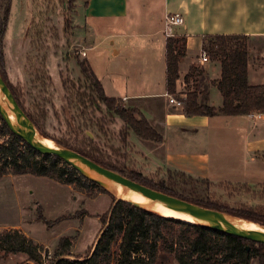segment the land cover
Masks as SVG:
<instances>
[{
	"label": "rangeland",
	"instance_id": "1",
	"mask_svg": "<svg viewBox=\"0 0 264 264\" xmlns=\"http://www.w3.org/2000/svg\"><path fill=\"white\" fill-rule=\"evenodd\" d=\"M5 3L0 0V17ZM151 25L150 29H154L155 23ZM137 28L87 22L83 0H12L5 36L7 69L25 110L38 119L40 132L55 143L61 140L77 144L90 138L116 165L149 180H166L186 196L209 199L231 209L246 206L264 210V151L256 157L248 152L242 139L233 138L232 130L216 128L222 119L212 118L210 127L196 132H182L175 138L176 149L168 151L132 130L127 132L115 111L90 96L91 82L82 74L81 61L90 70L93 66L98 78H104L109 95L133 93L135 76L146 73V63L154 73H160L159 66L147 62L141 50L149 43L148 31ZM85 48L86 56L82 54ZM118 48L121 54L114 55ZM145 51L151 52L148 48ZM215 63L219 65L218 61ZM197 69L198 75L209 77L201 66ZM186 75L180 76L182 81ZM195 81L187 87L178 86L175 97L194 90L200 85ZM162 84L143 83L137 89L158 91ZM120 99L126 107L138 104L147 117L152 105L167 101L163 97L135 98L128 103ZM3 139L0 126V141ZM198 160L205 176L168 168L176 164L192 168ZM115 200L112 193H100L93 185L78 190L45 176L4 175L0 177V233L4 229H20L43 245L42 261L48 264L54 261L60 238L68 236L72 243L69 257L84 258L100 235L99 216ZM39 205L48 220H60L52 226L38 220ZM0 264L42 262L29 260L25 253L0 249ZM253 264L258 262L254 260Z\"/></svg>",
	"mask_w": 264,
	"mask_h": 264
},
{
	"label": "trees",
	"instance_id": "2",
	"mask_svg": "<svg viewBox=\"0 0 264 264\" xmlns=\"http://www.w3.org/2000/svg\"><path fill=\"white\" fill-rule=\"evenodd\" d=\"M12 0H6L5 10L0 17V73L10 87L20 106L40 128L38 119L25 110L16 87L11 82L5 54V36L8 29ZM249 37L243 34L210 35L204 42L212 61H218L221 77L215 84L222 95V104L217 107L201 95L198 90L188 89L184 101V113L188 116L244 115L264 113V84L252 85L249 82ZM167 91L177 95V80L180 78V60L185 55L186 39L179 36L167 37ZM82 74L90 79L92 98L97 97L108 109L115 111L124 121L127 132L155 142L163 141L162 135L152 126L147 117L135 107H126L121 99L109 96L101 80L81 61ZM89 70V71H88ZM197 67L185 77L186 83L197 74ZM196 73V74H195ZM200 75V74H199ZM203 76V75H201ZM95 94V95H93ZM4 139L0 141V177L4 175L32 174L45 176L65 185L84 190L89 185L99 188L100 193L111 195L106 189L80 174L75 168L55 155L43 154L32 148L13 133L0 114ZM90 142V143H88ZM59 144L71 148L97 163L117 171L128 178L153 189L182 198L198 205L220 210L264 225V210L246 206L231 209L229 206L186 196L166 180L153 181L142 177L104 156L93 141L88 138L73 144L59 140ZM184 174V173H182ZM247 186V185H246ZM100 217L101 230L97 243L82 258L72 255L71 238H60L52 264H264V243L227 234L211 228L165 217L137 207L127 201H119ZM38 220L52 226L39 205ZM43 245L18 228L4 229L0 233V249L6 252L25 253L29 260L42 262Z\"/></svg>",
	"mask_w": 264,
	"mask_h": 264
},
{
	"label": "crops",
	"instance_id": "3",
	"mask_svg": "<svg viewBox=\"0 0 264 264\" xmlns=\"http://www.w3.org/2000/svg\"><path fill=\"white\" fill-rule=\"evenodd\" d=\"M83 10L87 22L127 29L136 26L144 32L148 31L149 43L141 50L147 56V62L159 66L160 73H154L151 65L146 63L148 65L144 68L146 73L135 76L136 82L131 87L133 93H125L124 96L109 95L104 78L99 79L109 96L123 98L127 103L135 98H167V101H162L160 105L150 107L149 117L145 115L163 137V141L157 142L160 147H165L168 151L175 150L177 146L175 138L180 137L182 132H196L199 128L210 127L212 118H220L223 121H218L216 128L232 130L233 138L242 139L248 152L254 153L256 157H259L258 153L264 151V113L188 116L184 113L183 107H176L170 102L166 82L167 36L164 31L166 14L180 12L184 15V24L174 29L176 36L186 39L185 55L180 60V76L188 74L195 66H201L205 75L207 77L209 75V79L206 76L204 78L195 75L186 83L185 79L182 81L180 77L177 80V88L184 85L187 87L191 81L196 80L195 82L200 85L194 89L206 96L211 104L219 107L222 104V95L215 82L221 77V67L212 60L201 63L200 56L205 39L210 35H247L249 82L252 85L264 84V0H83ZM152 23H155L154 29H150ZM90 26L96 29L94 25ZM147 48L151 50L150 53L145 51ZM113 54L120 55L121 49H115ZM91 70L96 75L93 66ZM156 82H163L161 90L137 89L143 86V83ZM137 105L129 106L140 109ZM202 167L204 166L198 160L192 164V168L178 164L168 168L188 174L194 173L201 177L207 174Z\"/></svg>",
	"mask_w": 264,
	"mask_h": 264
},
{
	"label": "water",
	"instance_id": "4",
	"mask_svg": "<svg viewBox=\"0 0 264 264\" xmlns=\"http://www.w3.org/2000/svg\"><path fill=\"white\" fill-rule=\"evenodd\" d=\"M12 113V115L9 114ZM0 114L7 123L10 130L28 143L35 150L48 155H55L75 168L80 174L94 181L112 193L116 200L127 201L137 207L151 211L153 213L165 216L153 209L145 207L139 202L132 201L123 197L119 192L127 193L129 190L135 191L143 196L153 200L155 203L189 215L194 221H188L181 218H174L191 224L211 228L227 234L236 235L257 243H264V225L239 216L228 214L220 210L207 208L196 203L184 200L182 198L167 194L165 192L153 189L138 181L132 180L121 173L104 167L87 156L65 147L59 143L54 146L44 144L40 138H48L43 135L24 109L20 106L10 87L0 73ZM50 139V138H49ZM236 220H243L249 223H255L258 227H242ZM97 243V242H96Z\"/></svg>",
	"mask_w": 264,
	"mask_h": 264
},
{
	"label": "bare ground",
	"instance_id": "5",
	"mask_svg": "<svg viewBox=\"0 0 264 264\" xmlns=\"http://www.w3.org/2000/svg\"><path fill=\"white\" fill-rule=\"evenodd\" d=\"M10 115H12L11 112H9ZM13 116V115H12ZM41 141L44 144H47L49 146H54V142L49 139V138H40ZM123 197L128 198L132 201L135 202H139L141 204H143L145 207L153 209L163 215L169 216V217H175V218H181L184 220H188V221H194L193 218L189 215H186L184 213H180L177 211H174L164 205H162L161 203H155L153 200H151L150 198L143 196L135 191L129 190L127 193H124L122 191L119 192ZM237 223H239L242 227H246V228H256L258 227L255 223H249L243 220H236Z\"/></svg>",
	"mask_w": 264,
	"mask_h": 264
},
{
	"label": "built area",
	"instance_id": "6",
	"mask_svg": "<svg viewBox=\"0 0 264 264\" xmlns=\"http://www.w3.org/2000/svg\"><path fill=\"white\" fill-rule=\"evenodd\" d=\"M184 22H185L184 15L180 12L166 14V16H165V30H164L165 35L167 37L175 36V32H174L175 27L183 25ZM82 54L84 56L87 55L86 48L84 50H82ZM200 60H201V63L208 62L210 60L207 51L204 49L201 52ZM182 95H183L182 98L186 97V93H182ZM169 99H170V102L173 105H175L176 107H183L184 108V101L179 99V98H176L175 94H170ZM0 126H1V123H0ZM49 258H51V255H49ZM42 264H48V263H46V261L43 260ZM50 264H52V263H50Z\"/></svg>",
	"mask_w": 264,
	"mask_h": 264
}]
</instances>
